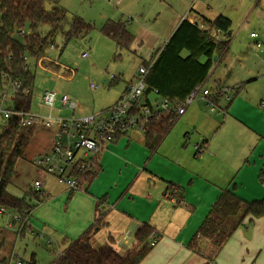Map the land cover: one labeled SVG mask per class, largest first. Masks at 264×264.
Returning <instances> with one entry per match:
<instances>
[{"label":"crops","instance_id":"0c3cea01","mask_svg":"<svg viewBox=\"0 0 264 264\" xmlns=\"http://www.w3.org/2000/svg\"><path fill=\"white\" fill-rule=\"evenodd\" d=\"M197 13L188 16L189 19L199 20L202 15ZM203 16L214 19L204 13ZM184 17L178 16L170 36ZM232 34L231 28L226 51L215 54L214 65L204 83L197 88L193 103L180 115L156 150L146 145L144 127L138 124L99 152L96 159L100 170L91 181H83L77 190L69 189L39 166L33 181H23L18 192L8 187L10 193L23 197L32 192L34 181L38 179L42 181L45 194L43 198L28 199L33 208L24 229L22 222L16 219V209L4 207V211L0 210V260L12 256L17 259L22 239L30 233L31 236L39 233L49 245L46 263L54 264L73 240L99 222V229L91 235L92 245L100 248L109 244L121 255L135 247L136 232L143 225L148 223L154 227L157 242L139 264H264V216L254 219L248 216L214 259L207 254L206 241L204 253L189 246L223 190L234 187L237 194L247 200L264 198V99L259 102L245 86V80L255 74L250 64L246 67L245 61L261 66L264 59L248 47L237 54L239 57L235 56L242 61L239 73L232 74L231 64L226 65L225 71L217 73V64L228 56ZM170 36L157 47L153 45L152 56L161 51ZM260 36L263 46L255 47L261 48L264 55V35ZM222 37V40L226 38L225 35ZM215 73L218 75H215L212 90L207 82ZM114 76L112 80L117 78ZM240 82L243 84L239 85ZM219 86L229 88L228 94L235 97H215L212 93ZM205 89L211 93L205 94ZM62 93L77 100L69 91ZM148 98L156 100L157 97L150 92ZM8 101L7 104H12ZM55 110L59 115L65 110L69 113L65 116L78 115L67 108L59 110L56 107ZM38 130L50 135V149L55 130L36 127L34 134ZM53 246L55 250H51Z\"/></svg>","mask_w":264,"mask_h":264},{"label":"trees","instance_id":"16d2710c","mask_svg":"<svg viewBox=\"0 0 264 264\" xmlns=\"http://www.w3.org/2000/svg\"><path fill=\"white\" fill-rule=\"evenodd\" d=\"M58 4L60 0H0V96L11 88L14 81H19V88L13 94L12 103L16 108L30 109L35 76L30 70L28 58L37 62L46 55L48 48H55L57 35L66 37V43L73 37H82L89 33L92 26L82 17H69L65 8L56 6L48 10L46 2ZM123 21H109L103 30L110 35L118 47H129L134 35ZM232 20L219 14L213 20L200 16L191 21L182 19L165 46L150 60L143 63L149 66L145 96L133 108V112L143 114L149 106L152 114L144 123L146 145L156 150L170 132L181 114L175 110H155L149 103L148 94L158 90L162 96L185 100L206 80L214 65L215 54L226 51L231 35ZM225 35L217 38L211 30ZM63 46V48H64ZM59 67L57 62L51 63ZM36 130V126H22L16 116L6 122L0 121V207L14 208L18 214L32 210L29 198L36 197V192L26 193L23 197L8 191V185L16 174L17 160L25 155V150ZM96 160L93 167L80 175L89 182L100 170ZM212 210L204 219L189 246L214 259L233 232L244 220L264 216V198L247 200L237 194L235 188L223 190ZM27 224H24L26 228ZM100 223L91 225L83 235L73 240L69 247L58 256L54 264H139L153 245L150 238L155 231L150 224L143 225L136 232L137 243L126 255H121L111 245L96 248L91 243V235L98 230ZM36 264L34 255L31 263Z\"/></svg>","mask_w":264,"mask_h":264},{"label":"rangeland","instance_id":"374dc122","mask_svg":"<svg viewBox=\"0 0 264 264\" xmlns=\"http://www.w3.org/2000/svg\"><path fill=\"white\" fill-rule=\"evenodd\" d=\"M45 5L48 10L56 6L63 7L69 17L78 15L92 28L85 36L71 38L65 46L66 37L58 34L57 46L48 48L43 58L38 62L36 59L28 58L29 68L35 76L31 105L34 113L48 112L45 106L38 108L41 98L39 94L45 88L55 89L60 94L69 91L75 99L77 98L76 101H79V106L75 110L78 115L89 114V111L95 113L109 106L121 95L126 84L135 77L139 66L152 56L153 45L157 47L170 36V29L178 16L193 17L196 11L197 14L203 16L204 13L209 18L223 14L232 20L231 48L227 58L217 64L219 65L217 73L225 71L227 64H231L232 74L239 73L242 61L235 56L248 47L264 59L261 48L256 49L250 35L253 31L264 35V0H60L58 4L48 1ZM109 21H123L127 24L126 27L134 35L129 47H118L116 41L103 30ZM211 32L217 38H223V34L217 30L212 29ZM84 51L90 53L88 57L81 56ZM53 62H57L59 67H53L51 65ZM245 63L246 67L250 64L255 71L254 77L245 80V86L248 90L251 89L250 93L256 95L261 102L264 99V64L258 66V63L248 61ZM217 73L207 82L209 89L213 90ZM71 74L74 77L68 78L67 76ZM111 74L117 78L112 80ZM253 78L255 80L251 81ZM92 82L97 83L99 87L93 89ZM230 96L235 97L232 94ZM60 106L61 103L58 101L56 107ZM54 113L59 114L57 110H54ZM62 114L69 113L65 110ZM50 145L49 134L41 130L33 134L25 155L17 160L18 173L8 185L10 189L18 192V187L23 181L24 183L33 181V174L38 169L33 158L48 152ZM22 242L17 259L23 260L24 264H30V255H34L36 264H47L46 249L49 245L39 233L33 236L30 233ZM51 250H55L54 246ZM12 264L20 263L14 261Z\"/></svg>","mask_w":264,"mask_h":264},{"label":"built area","instance_id":"2783aa9c","mask_svg":"<svg viewBox=\"0 0 264 264\" xmlns=\"http://www.w3.org/2000/svg\"><path fill=\"white\" fill-rule=\"evenodd\" d=\"M251 37L258 47L263 46V39L256 31L251 32ZM90 53L84 51L81 56L88 57ZM149 66L144 63L139 66L138 72L129 87L122 93L117 101L100 112L83 115H59L55 114L56 103L59 99L61 106L59 110L67 108L74 111L77 101L68 93H59L55 89L45 88L41 91L40 105L49 109L47 113H34L30 109L16 108L15 105L7 104V100H12L16 89L19 88V81H14L8 91L0 96V121L6 122L10 117L16 116L22 126L45 127L55 130V136L51 148L33 158L34 164L43 171L55 176L59 182L67 185L71 190L80 187V175L84 171L91 169L97 160L99 152L107 145L114 142L120 134L127 132L135 125L144 127L148 116L152 114V109L148 106L144 108L141 115L133 112V108L145 96L147 89L146 75ZM111 77H115L113 74ZM91 87L97 89L99 85L92 82ZM229 88L220 86L213 91L215 97L225 96ZM156 100L149 99V103L155 110H175L178 114H183L186 108L198 94V90L191 92L183 101L170 99L162 96L158 90H152ZM205 94L211 93L209 89L204 90ZM149 95V94H148ZM145 121V122H144ZM36 192V197H44V187L41 180H35L32 188ZM4 211V207H0ZM32 210L23 215L17 214L16 219L24 225L28 222ZM155 231L150 238V244L157 242ZM14 261L22 264V261L10 257L7 260H0V264H12Z\"/></svg>","mask_w":264,"mask_h":264},{"label":"water","instance_id":"95a60500","mask_svg":"<svg viewBox=\"0 0 264 264\" xmlns=\"http://www.w3.org/2000/svg\"><path fill=\"white\" fill-rule=\"evenodd\" d=\"M214 57L217 58L216 55Z\"/></svg>","mask_w":264,"mask_h":264}]
</instances>
